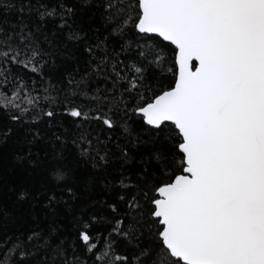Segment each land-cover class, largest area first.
I'll list each match as a JSON object with an SVG mask.
<instances>
[{"label": "trees", "instance_id": "obj_1", "mask_svg": "<svg viewBox=\"0 0 264 264\" xmlns=\"http://www.w3.org/2000/svg\"><path fill=\"white\" fill-rule=\"evenodd\" d=\"M136 2L0 0V93L28 109L0 106V264H106L108 245L128 257L114 264H152L159 252L151 200L180 174V141L135 109L174 85L176 49L135 29Z\"/></svg>", "mask_w": 264, "mask_h": 264}, {"label": "snow or ice", "instance_id": "obj_2", "mask_svg": "<svg viewBox=\"0 0 264 264\" xmlns=\"http://www.w3.org/2000/svg\"><path fill=\"white\" fill-rule=\"evenodd\" d=\"M135 7V29L175 45L178 65L174 86L135 109L160 132L171 126L182 154L180 174L151 200L162 226L152 264H264V0H137ZM18 98L0 93V106L27 112ZM79 239L88 252L97 249L87 230ZM111 253L108 245L96 259L128 260Z\"/></svg>", "mask_w": 264, "mask_h": 264}, {"label": "water", "instance_id": "obj_3", "mask_svg": "<svg viewBox=\"0 0 264 264\" xmlns=\"http://www.w3.org/2000/svg\"><path fill=\"white\" fill-rule=\"evenodd\" d=\"M147 34H149V35H155V36H158L159 38H161L158 34H155V33H147ZM162 40H163V38H161ZM164 41V40H163ZM165 42H167V43H170L171 44V42H169V41H165ZM171 45H173V44H171ZM174 47H175V45H173ZM176 49V48H175ZM175 59H176V57H175ZM194 64L196 63L195 61L193 62ZM176 65H177V63H176ZM177 71H178V65H177ZM174 86V85H173ZM138 115H140V116H142L140 113H138V112H136ZM143 117V116H142ZM144 119V118H143ZM144 122H145V120H144ZM146 123V122H145ZM147 124V123H146ZM150 126V125H149ZM152 127V126H151ZM159 198V197H158ZM161 226V225H160ZM162 227V226H161ZM162 230V229H161Z\"/></svg>", "mask_w": 264, "mask_h": 264}]
</instances>
